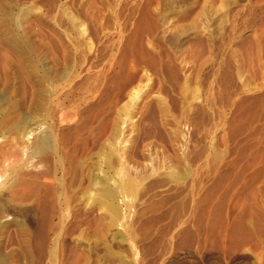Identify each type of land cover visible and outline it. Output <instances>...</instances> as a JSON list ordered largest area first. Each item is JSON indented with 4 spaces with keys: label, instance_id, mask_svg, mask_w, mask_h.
Instances as JSON below:
<instances>
[{
    "label": "rangeland",
    "instance_id": "374dc122",
    "mask_svg": "<svg viewBox=\"0 0 264 264\" xmlns=\"http://www.w3.org/2000/svg\"><path fill=\"white\" fill-rule=\"evenodd\" d=\"M0 94V264L49 228L27 114L98 174L107 144L120 213L77 205L37 264H264V0H0Z\"/></svg>",
    "mask_w": 264,
    "mask_h": 264
},
{
    "label": "bare ground",
    "instance_id": "6f19581e",
    "mask_svg": "<svg viewBox=\"0 0 264 264\" xmlns=\"http://www.w3.org/2000/svg\"><path fill=\"white\" fill-rule=\"evenodd\" d=\"M7 98H8L7 94H0V115L6 112V109L4 110L2 106L4 103L6 104L7 100H9V98L8 99ZM10 104H11V101H10ZM8 108H10V112L12 114V104H11V107L8 106ZM7 114H8V111H7ZM7 114H6V117L9 118L10 116ZM3 115H5V114H3ZM64 115H65L64 113L61 114V118L64 117ZM13 116H15V115H13ZM27 117H29L28 114L25 115L24 117H22V119H21L22 123H20L18 125L15 124L16 126H14V127H16V129H19V134L21 137L22 136L27 137V135H29V136L32 135V137H33V141H32L33 146H31L29 148V150H25V152H24L26 157L32 158L31 156H34L35 154H38V153H42V154L44 153L45 155L47 153H49L50 154V156H49L50 160L48 158V161L50 163H48V164H51L50 169H49V166H47L48 168L45 166L46 167L45 170L48 169L47 172L45 171L46 173L44 172V169L43 170L41 169V172L43 171L44 175H43V173H41L43 178L39 182H38V180L40 178L37 179L38 176L36 175L39 173V171L36 174L31 173L30 179L28 180V188L26 190L30 195L32 194V201H30L31 204L29 206V210H30L31 214H33V216H34L35 212L38 213V211L40 210L39 215H37V217L39 216L38 220H40V221H38L39 224L42 221L43 225L45 224L46 226L49 227L48 230L43 231L45 225L44 226L42 225L43 228L41 227L39 231H43V232L40 234L38 233L39 234L38 236H40L42 234L41 235V241H39V242H37L38 240L33 241L34 244H32L28 248V250H29L28 253H29L30 258L32 260L29 262H31V264H37L38 259H37V261H35L36 260V253L39 252L40 256L42 254V256L44 258L47 257L48 259H51L53 256H55V253H58V247L60 245H62V244H60V240H61L60 237L62 235H64V233H66L67 224H68L67 220L70 218V215H72L73 209L77 205H78V207H79V204H81L83 206L86 205L88 207H90L92 205L93 206H101L102 209L104 207L103 210L106 211L107 215H108L107 220L109 221V223H113V224L116 223V221L119 219L120 213H119V209L116 207V205L109 201V199H111V197H113L112 196L113 190L111 189L110 183H109L110 179H109V174H108V169H109L108 166L110 165L109 164L110 162H109V153L107 150V144L104 145V148H103L104 151L102 152L103 157H104L103 158L104 161H102L104 163V165H103L104 168L103 169L100 168L101 174H98L95 171V168H97V167H94L93 165H95V164L92 165V162L89 164V162H86L84 160L81 162L76 161V163H75V162H73L74 160L72 161L67 156V151L64 149V147L62 145L60 146V143L58 144L59 139L57 140V135H58L56 132L57 129H55L51 126H47V127H45V129L41 128L42 129L41 130L40 129L41 124L35 123L34 126H32V125H30V123H28ZM11 122L12 121L10 120V123ZM15 122L16 121L12 122V124H14ZM2 126H3V124H2ZM68 150H69V148H68ZM30 158H28V159H30ZM33 158H35V157H33ZM33 158H32V160H33ZM36 158H38V157H36ZM46 159H47V157H46ZM44 160H45V158H44ZM40 161H39V163H40ZM36 162L37 161H35V163H33V164H35V166H36ZM40 165H41V163H40ZM35 166H34V168L36 169ZM39 167L40 166H38V168ZM41 174H39V177L41 176ZM124 175H126V174H124ZM124 175H123V177H124ZM122 181H123V179H122ZM128 183L129 182H127L126 184H128ZM121 185H123L122 182H121ZM18 186H21V185H18ZM121 187H124V186H121ZM126 188H127V186H126ZM130 188H131V186H130ZM121 189H123V188H121ZM26 191H25V193H27ZM124 191H127V190L125 189ZM14 193H16V192H14ZM35 208L36 209L38 208L39 210L38 211L34 210L35 211L34 212L33 209H35ZM75 209H77V208H75ZM34 217L36 218V215ZM35 221L36 220L34 219V222ZM73 230H74V228H73ZM49 235L51 236V239H50L49 244L47 243V246H46V244H45V240H47L46 236L48 237ZM32 237H35V236H32ZM36 238H37V236H36ZM31 239H33V238H31Z\"/></svg>",
    "mask_w": 264,
    "mask_h": 264
}]
</instances>
